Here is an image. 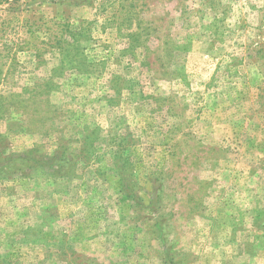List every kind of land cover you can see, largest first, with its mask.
I'll return each mask as SVG.
<instances>
[{
	"label": "rangeland",
	"instance_id": "374dc122",
	"mask_svg": "<svg viewBox=\"0 0 264 264\" xmlns=\"http://www.w3.org/2000/svg\"><path fill=\"white\" fill-rule=\"evenodd\" d=\"M0 264H264V0H0Z\"/></svg>",
	"mask_w": 264,
	"mask_h": 264
}]
</instances>
